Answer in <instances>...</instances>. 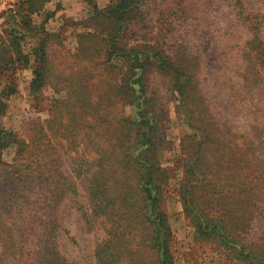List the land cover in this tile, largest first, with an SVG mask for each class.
<instances>
[{
  "label": "rangeland",
  "instance_id": "obj_1",
  "mask_svg": "<svg viewBox=\"0 0 264 264\" xmlns=\"http://www.w3.org/2000/svg\"><path fill=\"white\" fill-rule=\"evenodd\" d=\"M16 2L0 0V93L13 90L2 124L28 146L36 127L29 120L42 123V207L56 223L63 262L101 264L104 246L107 264L156 262L137 169L122 154L133 150L134 95L124 81L129 64L108 56L115 43L126 50L148 46L167 60L169 71L147 69L144 82L153 97L144 108L157 118L156 156L166 173L157 207L169 229L173 264H249L237 250L228 252L219 233L233 231L253 252L260 246L253 217L255 203L264 204V193L255 191L258 177L264 186V51L258 45L264 44V0H141L119 21L94 16L83 0H49L30 21L38 27L50 13L36 35L44 38L46 56L37 93L29 89L35 35L19 40L27 59L21 63L7 34L6 12ZM114 2L94 0L100 10ZM83 133L90 137L86 143ZM16 147L0 153V264L30 261L32 240L24 226L18 232L17 214L26 212L23 198L33 194L32 155L24 147L14 164ZM111 149L116 154L110 157ZM104 150L107 167L96 159ZM261 215L264 221V210ZM204 222L222 229L201 234L196 225Z\"/></svg>",
  "mask_w": 264,
  "mask_h": 264
},
{
  "label": "trees",
  "instance_id": "obj_2",
  "mask_svg": "<svg viewBox=\"0 0 264 264\" xmlns=\"http://www.w3.org/2000/svg\"><path fill=\"white\" fill-rule=\"evenodd\" d=\"M49 0H17L14 3L15 8H9L6 12L8 15V21H10L11 27H9L8 35L11 37V48L14 53V60L20 61L21 63H26V56L19 50V40L22 37L23 33H33L35 35V45L32 50L33 56L36 61V65L32 68L31 79L29 81V89L33 93H37L44 81V64L46 60L44 52V38L37 37V33L41 31L40 27L50 13L46 12L43 19L38 24V27L31 25V15L36 14L38 9ZM89 4L92 8L93 15H105L111 14L116 21L121 20L122 15L125 12H129L132 9L139 6L141 0H115L113 4H109L104 9H98L94 3V0H83ZM5 13V12H4ZM3 13H0V17ZM101 17V16H100ZM114 38V36H112ZM142 39L145 36H141ZM111 38V37H110ZM139 39V38H135ZM115 43H112L110 49L108 48V56H115L114 61L124 58L123 63H128V76L124 79L128 85V90L131 94L134 95V106H133V117L129 119V124L132 126L133 134L128 136V139L131 140L130 150H125L122 152L124 158L127 157L128 162H131L135 165L137 169V183L139 184V190L143 195V205L141 215L145 221H148L151 227V241L153 246L156 249V262L155 264H173V254L170 250V234L168 226L165 223L164 214L161 210L158 209L159 196L163 191V186L166 183V173L158 165L157 156H156V147L155 141L159 139L158 128L156 124V114L153 112L152 116H149V113L145 110L144 105L147 107L148 103L152 100L153 92L147 90L145 84V74L148 71L147 69L155 67L157 70L162 69L163 71H169L167 65L165 64L167 60L165 57H161L156 52H151L153 49L148 46L146 49H136L129 47V50L125 48H118L115 46ZM260 49L264 51V44L259 43ZM123 61V60H122ZM13 92L9 87L2 90L0 93V153L7 146L16 145L15 149V159L14 164L17 163L22 157L21 154L24 152L25 148L28 149V154L32 155V171L34 175L31 177L32 186L34 188L32 196L23 198V201L28 200V204L24 205L26 212L24 214L18 213V232H21V227H25L26 231L29 232L31 240L29 244V263L28 264H65L57 250L55 244V226L54 219L49 217L51 213H45L43 211L42 203L45 200L46 188L45 185V171H46V145L43 140L42 132V123L40 119H30L28 124L34 125L35 133L32 135L33 139L28 141V146L24 145L23 139L17 138L16 134L11 131H7L2 124V117L6 111L7 103L6 100L8 96ZM60 135V134H59ZM73 139L78 138L75 134H72ZM79 139V138H78ZM87 142L90 139L88 133H83L80 135V140ZM87 140V141H86ZM110 157L115 155L114 150H110ZM120 152V151H119ZM131 153V154H130ZM107 151L99 152V163H103L104 167L106 164H109L107 157ZM110 160V158H109ZM19 163V162H18ZM17 167V165H14ZM112 168V165L110 166ZM115 168V167H114ZM106 169V168H105ZM108 170V169H106ZM187 172V171H186ZM67 172L65 171V176ZM184 179V177H183ZM255 187L256 192L264 193V186L259 180ZM123 181L127 182L126 176L122 178ZM21 188V185H16ZM61 189H58L60 192ZM22 192V191H21ZM183 198L184 207L187 205L189 200ZM257 199H260L259 197ZM245 200V199H243ZM31 201V202H29ZM25 204V203H24ZM187 209V208H185ZM254 217H253V229H254V238L260 244L257 248V252L253 250H247L245 246H242L235 241L236 233L231 231L229 234H224V230L219 233L221 241L227 245L228 252L234 254V250L238 252L235 254L236 257L244 258L249 260V264H264V221L261 215L262 210H264V204H261L259 201L254 205ZM144 210V211H143ZM192 207L190 208V212ZM186 211V210H184ZM144 212V213H143ZM198 224L196 225L197 231L201 234H207L208 231H216L217 229H222V226L219 224H213L211 226ZM117 227V226H116ZM114 238L117 237V234L113 235ZM121 248L115 250V253L118 257H121L123 252ZM18 249L23 253L21 248L15 247V250ZM110 249V248H109ZM107 248L104 246L101 250L102 256H100V263L107 264L105 262V254ZM113 264V263H112ZM117 264V263H115Z\"/></svg>",
  "mask_w": 264,
  "mask_h": 264
}]
</instances>
